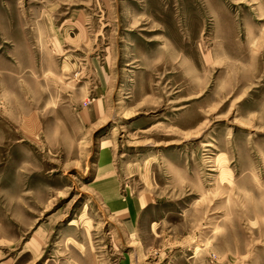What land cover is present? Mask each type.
<instances>
[{
  "label": "rangeland",
  "instance_id": "rangeland-1",
  "mask_svg": "<svg viewBox=\"0 0 264 264\" xmlns=\"http://www.w3.org/2000/svg\"><path fill=\"white\" fill-rule=\"evenodd\" d=\"M0 264H264V0H0Z\"/></svg>",
  "mask_w": 264,
  "mask_h": 264
}]
</instances>
